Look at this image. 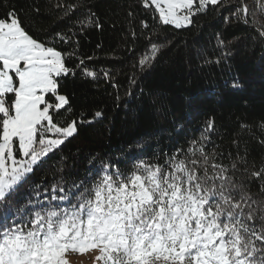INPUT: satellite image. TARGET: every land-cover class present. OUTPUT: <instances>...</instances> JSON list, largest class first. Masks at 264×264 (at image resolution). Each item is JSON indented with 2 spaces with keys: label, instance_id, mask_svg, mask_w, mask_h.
Here are the masks:
<instances>
[{
  "label": "snow or ice",
  "instance_id": "1",
  "mask_svg": "<svg viewBox=\"0 0 264 264\" xmlns=\"http://www.w3.org/2000/svg\"><path fill=\"white\" fill-rule=\"evenodd\" d=\"M140 4L176 29L218 6L231 10L225 22L256 24V10L245 0ZM0 7V264H70L71 253H94L93 264H264V166H250L243 155L209 152L208 135L175 149L163 163L140 160L124 172L111 160H101L99 167L92 160L84 179L69 182L61 174L50 188H25L38 168L103 117L99 110L74 112L62 81L77 72L94 80L111 73H98L84 59L68 66L76 53L60 45L72 43V29L38 35L14 5ZM53 8L63 13L61 21L81 12L80 32L102 26L86 0H56ZM256 9L264 13V0H256ZM141 25L149 27L147 20ZM255 30L264 38V26ZM149 43L141 67L160 50L150 37ZM218 44L226 46L219 37ZM213 128L210 120L207 130Z\"/></svg>",
  "mask_w": 264,
  "mask_h": 264
},
{
  "label": "trees",
  "instance_id": "2",
  "mask_svg": "<svg viewBox=\"0 0 264 264\" xmlns=\"http://www.w3.org/2000/svg\"><path fill=\"white\" fill-rule=\"evenodd\" d=\"M86 2L102 26L80 32L81 12L61 21L63 13L53 8L56 0H0V5L11 3L25 14L26 23L38 35L72 29L76 33L72 43L60 45L76 53L68 60L70 68L84 59L98 73H111L109 78L101 74L94 80L77 72L62 81L61 90L70 97L74 112L99 110L103 117L38 168L25 188L33 183L50 188L54 176L59 179L61 174L69 182L84 179L91 174L92 160L96 167L101 160H111L124 172L140 160L163 163L165 156L202 135L210 136L209 152L243 155L250 166H264L260 142L264 140V38L255 30L264 26V13L256 9V0H245L256 10L255 28L243 19L225 22L231 10L218 6L200 12L192 25L181 29L160 24L140 0ZM239 2L223 0V5ZM37 7L39 14L32 11ZM129 11L135 15L129 16ZM141 20H147L148 29ZM149 37L160 50L141 67L140 58L150 50ZM218 37L225 47L219 46ZM232 81L240 86L230 87ZM210 120L214 122L211 132L207 130Z\"/></svg>",
  "mask_w": 264,
  "mask_h": 264
},
{
  "label": "rangeland",
  "instance_id": "3",
  "mask_svg": "<svg viewBox=\"0 0 264 264\" xmlns=\"http://www.w3.org/2000/svg\"><path fill=\"white\" fill-rule=\"evenodd\" d=\"M94 253H86L83 255H68L67 259L70 264H93Z\"/></svg>",
  "mask_w": 264,
  "mask_h": 264
}]
</instances>
